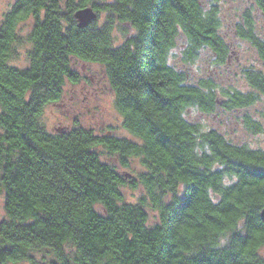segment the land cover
Listing matches in <instances>:
<instances>
[{"label": "trees", "instance_id": "trees-1", "mask_svg": "<svg viewBox=\"0 0 264 264\" xmlns=\"http://www.w3.org/2000/svg\"><path fill=\"white\" fill-rule=\"evenodd\" d=\"M257 3L264 13V0ZM84 7L95 16L80 26L73 14ZM116 21L130 28L117 45ZM220 25L217 5L201 0L9 5L0 20V264H264V146L238 144L186 116L191 106L213 112L219 100L226 108L264 102V70L243 66L249 91L224 89L219 99L210 78L189 81L168 60L180 36L184 59L204 47L224 62L230 46ZM234 30L264 62V37L249 9ZM23 42L20 66L11 60ZM71 56L103 65L122 125L137 139L75 122L48 131L40 122L64 82L79 79ZM250 127L264 141V127ZM98 144L122 166L139 157L144 170L119 173ZM126 184L141 185L146 196L126 201ZM145 199L158 214L149 226ZM42 249L48 255L37 257Z\"/></svg>", "mask_w": 264, "mask_h": 264}, {"label": "rangeland", "instance_id": "rangeland-1", "mask_svg": "<svg viewBox=\"0 0 264 264\" xmlns=\"http://www.w3.org/2000/svg\"><path fill=\"white\" fill-rule=\"evenodd\" d=\"M14 0H0V20L3 13L9 8ZM208 4L213 2L219 9L220 28L219 33L230 46L227 59L218 63L213 58L211 51L207 48H200L197 55L192 60L184 59L182 37H177L175 45L168 55L169 62L177 69L185 71L189 81L210 78L217 84L218 98L224 89H235L249 91L246 80L242 74V67L248 64L262 68L264 62L257 56L256 51L248 41L239 38L235 33V25L241 19V14L249 9L255 23V31L264 37V13L259 8L257 0H201ZM99 22L104 20L105 15L100 14ZM30 22L21 25V34L27 31ZM112 37L114 43L124 40L130 30L129 26L117 22L114 25ZM27 44L23 42L17 45V55L11 62L24 66L27 63ZM70 64L76 71L79 79L77 81L66 80L62 86L63 91L60 98L55 102H49L42 109L40 122L48 131L55 128L70 127L75 123L83 127H88L95 134L115 135L129 140L137 139L123 125L121 114L115 108L114 94L109 86L107 75L102 64L94 61L82 60L76 56H71ZM213 112H202L196 106H191L186 110V116L198 121L202 128H213L219 130L227 139L233 140L248 147H262L264 141L261 132L253 131L251 122H256L260 127H264V102L262 99H255L246 106L226 108L219 100L215 104ZM96 150L99 151L102 160L112 165L123 174L129 173L134 176L144 170V167L137 156L128 158V165L122 166L119 159L114 154L106 152L103 145L98 144ZM131 176V177H132ZM128 178V177H127ZM123 197L126 201L136 202L140 197H145L146 193L141 185L131 187L129 184L121 187ZM3 195L0 192V218L5 217L3 209ZM145 211L148 214L147 225L158 221L157 210L152 207L149 199H145ZM99 210V206L97 207ZM264 254V248L259 251ZM48 252L44 249L35 252L37 257ZM6 264H29L27 259L19 262H8Z\"/></svg>", "mask_w": 264, "mask_h": 264}, {"label": "water", "instance_id": "water-1", "mask_svg": "<svg viewBox=\"0 0 264 264\" xmlns=\"http://www.w3.org/2000/svg\"><path fill=\"white\" fill-rule=\"evenodd\" d=\"M93 10L90 7L80 8L74 12V16L77 18L79 25H83L87 23L90 19H92L95 15ZM260 217L264 220V207L260 212Z\"/></svg>", "mask_w": 264, "mask_h": 264}]
</instances>
